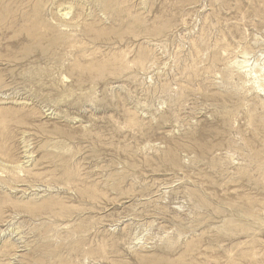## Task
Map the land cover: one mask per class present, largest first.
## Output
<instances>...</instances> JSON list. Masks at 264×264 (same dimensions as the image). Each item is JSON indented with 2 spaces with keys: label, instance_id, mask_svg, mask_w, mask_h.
I'll list each match as a JSON object with an SVG mask.
<instances>
[{
  "label": "rangeland",
  "instance_id": "1",
  "mask_svg": "<svg viewBox=\"0 0 264 264\" xmlns=\"http://www.w3.org/2000/svg\"><path fill=\"white\" fill-rule=\"evenodd\" d=\"M0 264H264V0H0Z\"/></svg>",
  "mask_w": 264,
  "mask_h": 264
},
{
  "label": "bare ground",
  "instance_id": "2",
  "mask_svg": "<svg viewBox=\"0 0 264 264\" xmlns=\"http://www.w3.org/2000/svg\"><path fill=\"white\" fill-rule=\"evenodd\" d=\"M262 70V69H261Z\"/></svg>",
  "mask_w": 264,
  "mask_h": 264
}]
</instances>
